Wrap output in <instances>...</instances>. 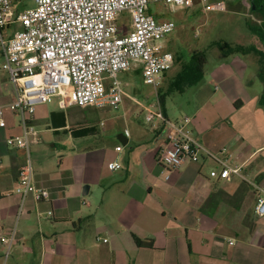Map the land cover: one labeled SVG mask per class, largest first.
Segmentation results:
<instances>
[{
    "label": "crops",
    "instance_id": "crops-1",
    "mask_svg": "<svg viewBox=\"0 0 264 264\" xmlns=\"http://www.w3.org/2000/svg\"><path fill=\"white\" fill-rule=\"evenodd\" d=\"M252 36L256 41L250 47L263 53ZM220 52L225 63L208 73L214 89H198L189 113L178 117L167 103L166 117L175 123L191 118L188 128L193 137L228 166L239 168V175L212 178L211 172L222 166L205 155L198 163L167 169L159 162L165 127L146 129L137 124L129 137L119 135L118 142L102 153L86 146L84 151L89 152L81 154L79 147L52 162L55 157L45 159L38 149L35 185L48 190L50 198L36 202L29 197L19 220L21 198L16 188L24 153L7 140L21 135L22 127L9 109L14 89L3 80L0 264H264V217L254 213L258 195L253 188V184L264 186V63L254 52L231 61L232 55ZM142 70L136 62L128 72L143 80ZM258 80L260 87L255 86ZM49 100L37 106L33 146L45 143L46 131L39 129L43 125L56 137L62 133L67 139L85 138L71 131L89 127L86 117L82 122L73 117L69 125L71 107L62 109L58 101L53 108ZM51 144L55 149L67 148L59 142ZM113 161L120 163L118 171L108 168ZM13 233L15 243L6 257L1 238ZM135 237L152 247L138 246Z\"/></svg>",
    "mask_w": 264,
    "mask_h": 264
},
{
    "label": "built area",
    "instance_id": "built-area-1",
    "mask_svg": "<svg viewBox=\"0 0 264 264\" xmlns=\"http://www.w3.org/2000/svg\"><path fill=\"white\" fill-rule=\"evenodd\" d=\"M16 0H0V46L3 70L14 86L10 111L19 117L22 134L7 140L10 147L24 153L16 193L21 198L17 220L25 212L29 197L41 202L50 198L48 190L35 185L31 147L38 132L32 121L37 106L59 97L62 109L110 107L119 110L128 97L119 74L140 62L143 82L156 90V101L144 108L145 122L154 128L163 125L165 136L160 163L179 170L187 162L198 163L203 155L222 167L210 174L215 179L239 175L219 156L205 149L189 130L191 118L170 121L164 114L158 91L164 75L175 66V56L160 43L174 32L175 23L160 22L150 7L163 3L167 8H185L189 0H33L35 8L16 11ZM22 0H20L21 2ZM201 0L206 10L222 9L223 2ZM6 31H10L5 34ZM0 127L5 121L0 118ZM121 147L118 151H121ZM118 171V161L108 164ZM258 195L254 209L264 217V186L253 184ZM48 215L53 216L49 211ZM9 256L15 233L1 238Z\"/></svg>",
    "mask_w": 264,
    "mask_h": 264
},
{
    "label": "rangeland",
    "instance_id": "rangeland-1",
    "mask_svg": "<svg viewBox=\"0 0 264 264\" xmlns=\"http://www.w3.org/2000/svg\"><path fill=\"white\" fill-rule=\"evenodd\" d=\"M189 1L185 8L175 9L174 11L167 8L163 3H156L150 7V13L158 21H171L176 25L174 32L160 42L163 44L166 52H171L175 56L176 64L166 73L162 83L163 87L159 91H167L166 87L173 81L177 73L181 71L183 65L187 63L194 51H203L207 56L208 62L205 68V78L200 86H194L183 94L175 93L168 99V107L175 117L189 113V110L193 107L194 94L198 89H214V81L210 79L208 73L210 74L211 70L225 63V60L219 56L221 52L217 46L218 42L233 45L241 44L250 47L256 41L249 32L246 23L248 19H256V16L250 11V0H213L211 4L218 2H223L224 4L222 9L215 10H206V5L201 0ZM18 8L21 10L35 8V2L33 0H22L18 3ZM9 32L6 31L5 34ZM1 51L0 46V83L4 80L14 89L10 80L4 79V76H7L3 70ZM239 56L245 58L243 54H235L229 56L230 60L228 61ZM119 80L122 82L129 96L125 97L119 110H114L110 107L83 109L73 106L67 111L69 125H71L73 117H79L81 122L85 120L82 117H86L89 127H95V134L81 139L73 138L72 136L70 139H67L68 135L62 133L60 137H56L45 125L39 127V129L46 131L44 134L45 143L39 147H31L34 166L35 159L38 157V154H36L38 149L39 155L41 150H43V158L51 160L49 156L52 155L55 157L52 159V162H55L58 158H65L76 153L74 149L79 147L81 154L89 152L84 151L86 146L92 147L93 150L102 153L105 149L111 147L112 142H118L119 135L124 134L129 137L130 130H133L137 124L149 129L150 126L145 122L142 105L156 101V90L149 85H145L143 80L133 72L119 74ZM216 82L219 81L216 79ZM256 85L260 87L261 82L259 80L255 81ZM58 101L57 98H51L48 106L57 108ZM16 119L20 121L19 117ZM57 142L67 148L62 150L55 149L51 143ZM23 158L22 160L24 161Z\"/></svg>",
    "mask_w": 264,
    "mask_h": 264
},
{
    "label": "trees",
    "instance_id": "trees-1",
    "mask_svg": "<svg viewBox=\"0 0 264 264\" xmlns=\"http://www.w3.org/2000/svg\"><path fill=\"white\" fill-rule=\"evenodd\" d=\"M20 0L15 1L16 11L19 12L21 9L18 8ZM251 13L256 16V19H248L246 21L247 27L250 32L259 40L263 47V53L257 52L255 47H244L241 45H233L229 43L218 42L217 46L225 56L233 54H258L264 63V0H250ZM176 64V58H175ZM207 64V56L203 51H194L183 68L174 77L173 81L166 87L167 91H159V98L161 105L166 115V104L168 99L175 93L183 94L190 88L200 84L205 75V68ZM166 74L164 75L165 78ZM163 87V86H161ZM161 89V88H160ZM164 127V126H163ZM162 127V128H163ZM165 128H163V131ZM76 137H87L94 134V127H87L81 130L71 131ZM138 246L152 247V243H146L135 237Z\"/></svg>",
    "mask_w": 264,
    "mask_h": 264
}]
</instances>
